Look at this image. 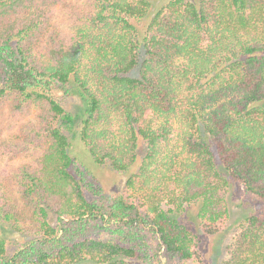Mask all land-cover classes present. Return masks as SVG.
Segmentation results:
<instances>
[{"label":"trees","instance_id":"obj_1","mask_svg":"<svg viewBox=\"0 0 264 264\" xmlns=\"http://www.w3.org/2000/svg\"><path fill=\"white\" fill-rule=\"evenodd\" d=\"M58 5L76 33L56 34L43 61L34 50ZM152 10V0H0V112L36 114L10 152L28 158L13 170L20 196L0 190V224L29 240L9 254L0 235V264H209L171 214L198 204L205 236L226 229L230 182L210 141L264 200V0H169ZM96 66L105 67L101 91ZM68 96L83 100L81 118ZM78 122L96 164L132 173L122 190L78 169ZM221 264H264V213L241 224Z\"/></svg>","mask_w":264,"mask_h":264},{"label":"rangeland","instance_id":"obj_2","mask_svg":"<svg viewBox=\"0 0 264 264\" xmlns=\"http://www.w3.org/2000/svg\"><path fill=\"white\" fill-rule=\"evenodd\" d=\"M168 1L169 0H152V12H155L159 6L167 3ZM75 33L76 27L73 28L70 23H68L67 10L65 9V6L58 5L51 24L47 28L38 49L34 50V53L43 61H49L51 51L58 48L57 43L59 41L57 40L56 34L75 36ZM85 46L90 49L89 43ZM93 58L94 55L90 56L89 61L86 60V63H89V67L94 63ZM99 69H105V67L99 68L96 66L89 72V74L91 77H96V83L100 81V84L97 83V86L100 87L99 90H103L104 88L102 83H105L103 81L104 76L102 80L99 79ZM110 72V70H105L104 75L110 76ZM134 75L138 76V71L134 73ZM97 88L98 87L94 86L93 89ZM65 99L67 109L70 110L71 113H74L76 117L80 116L81 118L85 108L83 100L79 96H68ZM35 121L36 114L34 110L30 114L23 116L12 114L8 108H5L2 112H0V190H5L12 196H20V193L15 187L16 181L14 179L13 170L27 163L26 161L28 158L13 157L10 152L12 147L22 140L23 136L24 138L26 137L28 127ZM114 124L115 123H112V125ZM80 125L81 123L78 122L74 130L76 133L72 135L70 139L73 145L71 150L72 154L74 156H78L82 161L78 169L82 174H84L83 176L87 180H93L96 178L107 191L111 192L122 190L125 186L126 180L132 173L129 172L127 174L117 175L113 172L110 164H96L88 155L80 141L78 135L80 132ZM210 143L218 169L228 178L230 182V188L227 194L228 205L230 208V220L226 229L217 236H205L200 228V205L198 204H187L183 211L179 212L175 210L171 215L193 232L199 241L209 264H221L229 258L230 249L240 233L241 224L252 216H260L264 213V200L256 195L246 192L245 186L241 182L235 180L225 169L215 142L210 141ZM132 170L136 171L137 166ZM72 172L75 173L73 168ZM51 220L53 221L54 219L51 218ZM0 235L7 242L9 254H13L21 249L29 240L28 237L19 235L11 228L1 224Z\"/></svg>","mask_w":264,"mask_h":264}]
</instances>
